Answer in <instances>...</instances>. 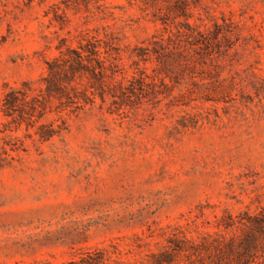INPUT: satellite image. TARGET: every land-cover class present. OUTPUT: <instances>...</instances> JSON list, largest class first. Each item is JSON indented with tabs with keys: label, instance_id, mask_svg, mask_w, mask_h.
<instances>
[{
	"label": "rangeland",
	"instance_id": "1",
	"mask_svg": "<svg viewBox=\"0 0 264 264\" xmlns=\"http://www.w3.org/2000/svg\"><path fill=\"white\" fill-rule=\"evenodd\" d=\"M138 5L0 0V264H264V0H203L190 26ZM90 42L107 70L75 75L87 102L4 115Z\"/></svg>",
	"mask_w": 264,
	"mask_h": 264
},
{
	"label": "trees",
	"instance_id": "2",
	"mask_svg": "<svg viewBox=\"0 0 264 264\" xmlns=\"http://www.w3.org/2000/svg\"><path fill=\"white\" fill-rule=\"evenodd\" d=\"M87 1L99 2L100 0ZM202 1L203 0H140L141 5H138L140 18L154 25L161 24L164 26L176 21L182 23L180 20H183L184 24L190 26L189 11L191 8H196L202 4ZM69 7L68 3H65L64 7H56V13L61 10L63 18H58V16L55 15L54 19L59 21L62 25L68 22L65 10ZM218 27L219 26H217V28ZM89 41L91 40H88V42ZM87 44L79 43L80 51L78 49H69L68 57H61L60 59L55 58L47 62V75L42 78L45 84L44 95H42V93L34 94L29 82L23 83L22 87H15L7 90L2 99V111L4 115L12 116L15 113L20 118V122H25L27 125H30L28 122L30 116L34 115V113L38 111V108H45L48 99H56L62 107L78 103L80 100L87 102V93L82 92L85 90H77V87L74 85V83H76L75 75L85 74L101 82L106 76L104 69L107 70V67H103V59L99 57L98 46L91 42ZM90 54L92 55L91 57ZM63 128H65L64 121H62V124H56V126L52 122L41 124L37 134L41 140H47L58 134ZM242 243L243 249L248 252L255 247L256 238L253 235L247 236ZM240 261L239 264L250 263L246 258H241Z\"/></svg>",
	"mask_w": 264,
	"mask_h": 264
}]
</instances>
